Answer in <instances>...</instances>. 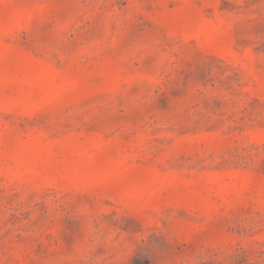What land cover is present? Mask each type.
Wrapping results in <instances>:
<instances>
[{
	"label": "rangeland",
	"instance_id": "374dc122",
	"mask_svg": "<svg viewBox=\"0 0 264 264\" xmlns=\"http://www.w3.org/2000/svg\"><path fill=\"white\" fill-rule=\"evenodd\" d=\"M0 264H264V0H0Z\"/></svg>",
	"mask_w": 264,
	"mask_h": 264
}]
</instances>
